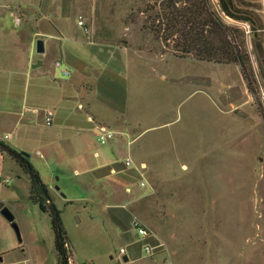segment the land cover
Returning a JSON list of instances; mask_svg holds the SVG:
<instances>
[{
  "label": "rangeland",
  "instance_id": "rangeland-1",
  "mask_svg": "<svg viewBox=\"0 0 264 264\" xmlns=\"http://www.w3.org/2000/svg\"><path fill=\"white\" fill-rule=\"evenodd\" d=\"M152 1L77 0L86 27L113 48L91 109L79 99L83 107L71 108L77 123L42 122L38 131L9 137L4 129L0 139L29 154L51 196L45 210H60L70 264H264V84L248 25L238 23L256 97L237 64L161 54L140 26L138 10ZM98 123L116 132L106 144ZM126 156L133 166L146 164L144 186L139 171L124 166ZM29 189V174L0 154V201L21 235L0 212V264H58L50 217ZM145 245L156 253L149 256Z\"/></svg>",
  "mask_w": 264,
  "mask_h": 264
},
{
  "label": "crops",
  "instance_id": "crops-1",
  "mask_svg": "<svg viewBox=\"0 0 264 264\" xmlns=\"http://www.w3.org/2000/svg\"><path fill=\"white\" fill-rule=\"evenodd\" d=\"M81 13L77 0H0V132L10 130L5 136L19 129L38 131L42 122L77 123L71 108L74 103L83 107L79 99L91 109L89 97L99 86L106 49L113 48L85 22L77 24L84 20ZM115 49L141 51L124 44ZM47 110L53 111L49 124ZM87 119L93 121L90 115Z\"/></svg>",
  "mask_w": 264,
  "mask_h": 264
},
{
  "label": "trees",
  "instance_id": "trees-1",
  "mask_svg": "<svg viewBox=\"0 0 264 264\" xmlns=\"http://www.w3.org/2000/svg\"><path fill=\"white\" fill-rule=\"evenodd\" d=\"M216 9L211 0H153L138 13L141 30L157 41L161 54L198 61L237 64L249 92L256 97L257 75L246 45L248 25L258 64V76L264 84V14L258 0H217ZM134 12V10H132ZM139 15L130 18L136 22ZM0 154H6L29 174L28 198L48 213L54 238L58 264H70L71 245L63 226L60 210L46 211L51 196L38 171L18 149L0 139ZM115 221V220H114ZM116 222V221H115ZM123 226L121 222H116Z\"/></svg>",
  "mask_w": 264,
  "mask_h": 264
},
{
  "label": "built area",
  "instance_id": "built-area-1",
  "mask_svg": "<svg viewBox=\"0 0 264 264\" xmlns=\"http://www.w3.org/2000/svg\"><path fill=\"white\" fill-rule=\"evenodd\" d=\"M77 24L80 26L84 25V21L82 20V18L78 19ZM56 65L59 66L60 62L56 61ZM62 71H63V73H66V70L63 69ZM52 116H53V111L47 110L45 118H46V122L48 124L52 121ZM98 130H99L98 141L101 144H106L109 140L113 139L116 135V132L106 125H98ZM123 164L126 168L135 167L139 171V174H140L139 184L141 186H144L146 184V181L144 179V173H143L144 169L146 168V165L144 163H141L139 165V167L136 164L133 166V161H132L131 157L126 156L123 160ZM112 171H114V169H112ZM127 190L128 191L130 190L129 187H127ZM133 225L137 229V232L139 235H144V236L148 235V231L144 226H142L141 224H139L137 222H134ZM144 250L149 256H152V255H154V253H156V251L154 250V246L145 245ZM120 253H125V249L121 248ZM168 264H171V263L168 262Z\"/></svg>",
  "mask_w": 264,
  "mask_h": 264
},
{
  "label": "water",
  "instance_id": "water-1",
  "mask_svg": "<svg viewBox=\"0 0 264 264\" xmlns=\"http://www.w3.org/2000/svg\"><path fill=\"white\" fill-rule=\"evenodd\" d=\"M36 51L38 53H41L44 51V44L41 38L37 39L36 41ZM21 153L25 157L29 156V154L25 151H22ZM56 188L59 189L58 187ZM53 209H54V205L50 204V210H53ZM0 212L6 218V220L11 224V226L14 228L19 240L21 241L20 230H19L18 224L15 221V216L13 212L9 209V207L3 201H0ZM123 259L127 260L128 257L126 255H123Z\"/></svg>",
  "mask_w": 264,
  "mask_h": 264
}]
</instances>
